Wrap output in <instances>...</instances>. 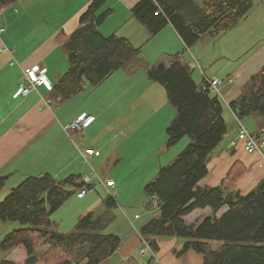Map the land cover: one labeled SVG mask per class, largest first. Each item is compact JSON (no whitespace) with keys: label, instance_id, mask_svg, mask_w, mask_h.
I'll return each mask as SVG.
<instances>
[{"label":"trees","instance_id":"obj_1","mask_svg":"<svg viewBox=\"0 0 264 264\" xmlns=\"http://www.w3.org/2000/svg\"><path fill=\"white\" fill-rule=\"evenodd\" d=\"M18 0H0V11ZM108 0H91L80 18L79 28L67 38L64 48L70 69L54 88L68 100L87 86L97 87L114 73L144 69L147 76L164 87L169 104L176 109L175 119L167 128L168 148L184 137L190 144L169 166L162 167L145 192L156 195L159 207L155 216L140 228V233L155 252L158 238L185 239L179 255L194 251L203 256V264H264V179L248 194L229 192L226 187L244 174L237 163L221 187L201 186L208 175V160L227 134L224 108L218 95L204 91L193 79L190 65L182 56H173L170 65L149 66L141 48L124 37L103 36L98 26L109 15L99 11ZM253 0H142L133 8V17L150 36L172 24L187 48L205 35L216 37L234 27L253 9ZM238 119L264 114V68L244 87L231 103ZM77 177L63 182L51 174L26 177L0 203V221L19 223L24 228L7 234L0 243L6 254L16 248L24 259L3 260L0 264H101L121 246V238L108 233L116 221L115 197L104 201L105 211L97 216L84 214L76 230L64 234L51 220L80 186ZM7 179L0 178V193ZM227 208L220 218L216 214ZM210 208L212 216L199 224H188L184 217L195 210ZM48 250L38 255V250ZM154 259H151V263ZM127 264H137L130 260Z\"/></svg>","mask_w":264,"mask_h":264},{"label":"crops","instance_id":"obj_2","mask_svg":"<svg viewBox=\"0 0 264 264\" xmlns=\"http://www.w3.org/2000/svg\"><path fill=\"white\" fill-rule=\"evenodd\" d=\"M140 1L142 0H108L98 13L99 15L105 12L109 13L98 26L100 33L105 37L116 34L127 38L135 47L141 48V51L154 42L151 47L152 56L146 57L145 51L144 54H141L149 66H156L161 63L169 66L173 56H182L184 62L190 65L193 79L201 87L205 78H209V76L196 59L200 56L196 52L188 53L191 48L186 47L172 24H168L157 35L150 36L147 28L133 17L132 10ZM90 2L91 0H18L0 11V28H5V32L0 35V46L3 50L5 49L0 53V178L7 179L5 186L7 190L18 186L28 176L46 173L51 174L59 182H63L71 176L77 177V182H80L92 172L93 165H107L108 160L104 158V148H98L93 138L88 139L89 130L100 119L105 108L86 105L89 95L88 89L68 100L63 99L54 91L60 78L70 69L64 43L79 28L80 18L87 10ZM197 2L203 6L204 0H197ZM206 36L201 39L208 38ZM250 42L246 40L242 44L241 50L234 54L242 60L237 67L232 70L216 71L215 73L218 75L213 76L223 81L220 87L221 95L218 96L222 104H225L223 108L226 106L223 116L228 125L227 132L228 127L237 128L238 117L232 111L231 103L240 96L248 82L264 68V39L258 42L252 39ZM197 47L195 46V51ZM207 61L211 62V60ZM192 63L196 64L194 71L191 68ZM35 66L46 69V79L52 86V90L40 86L27 96L16 97L25 71ZM198 68L199 74H197ZM118 72H122L124 77L121 75V79L123 82L124 78L128 79V86L118 94V101L120 102L126 91L130 92L138 88V97L133 101L134 109L137 112L143 108L144 104L146 105L142 115L152 123L146 132L149 135L152 134L156 139L153 150H157L162 158L168 156L171 152L170 149L175 146L168 148L166 131L175 119L177 111L167 103L164 87L151 80L147 76L146 70L141 69L131 73L119 70L99 86L92 88H100L103 84L112 82L110 80ZM140 73L141 75H139ZM212 94L214 95V93ZM46 100L51 101L52 104L48 105ZM114 103L115 101H112L110 106ZM228 112L233 116L235 122L232 123L228 120ZM83 114L94 117L95 121L84 133H77L71 129V125ZM260 130V132L253 134L261 135L264 133V127ZM238 134L236 135L238 136ZM236 138L230 142H222L213 151L208 160L209 173L200 182V185L203 183L201 186H223L227 176L237 163L242 165L244 174L240 179L226 187L229 192L239 191L245 194L243 190L245 187L248 191V187L253 181L256 185L264 179V167L259 164L261 159L264 160L263 155L257 153L249 157L245 153L238 154L237 149L243 141L238 145L239 141ZM235 140L237 146L232 148L231 144ZM88 148H94L97 154L89 157L88 162H85L79 149ZM175 160L169 161L168 164H172ZM96 180H94L93 191L98 193L99 187L95 184ZM109 180L115 181L112 177L107 179V181ZM104 183L106 182L102 180L99 184L105 186ZM112 190L109 191L108 189L110 195H112ZM93 191L88 192L89 194L87 193L83 198L77 197V200H84L89 206L83 205L85 208L81 209L82 216L88 212L102 209V207L104 209L101 210V214L105 211V200L98 199ZM3 192L0 193V203L6 197ZM227 210L226 207L222 208L216 216L220 218ZM212 214L210 208L198 209L184 217V221L188 224H199ZM136 216H139V219H136ZM140 220L141 216L138 214L132 219H127L128 227H125L121 234H116L121 238V246L101 264H127L130 260L137 264H145L149 260L147 264H151V257L146 259L141 257L140 251L145 239L140 233L142 226L137 227L135 225V221ZM1 224L6 223L0 221V228H3ZM8 231L4 230L0 237V243L14 229ZM158 244L161 252H155L158 264H203V256L194 251H187L183 255L178 254L185 244V239L158 238ZM165 244H169V252L165 251L167 257L162 255ZM48 248V245L43 246L41 251L37 252L38 255L45 253ZM2 257L4 256H0V262ZM5 257L4 260L12 261L24 259L25 255L23 250L18 247L6 253ZM86 262L83 260L78 264H86Z\"/></svg>","mask_w":264,"mask_h":264},{"label":"rangeland","instance_id":"obj_3","mask_svg":"<svg viewBox=\"0 0 264 264\" xmlns=\"http://www.w3.org/2000/svg\"><path fill=\"white\" fill-rule=\"evenodd\" d=\"M253 2V9L242 19L240 24L234 26V28L232 27V30L230 29L229 32L220 34L216 37L207 35L206 37L208 38H204V40H202V38L197 43L199 44L198 47L196 44L190 49V52H188L190 54L196 52L200 56V58L196 57V59L209 78L218 75V73H215L216 71L222 69L232 70L241 63V58L234 54H237V52L241 50V46L246 40L250 42L252 39H255L258 42L264 39V0H253ZM153 43L154 42L147 46L145 50H142V54H144L145 51L146 57L152 56L151 47ZM195 46L197 47L196 51ZM207 60H211V62ZM199 71L198 68L197 74L200 73ZM121 73L122 72H118L115 74L110 80L112 82L103 84L100 88L93 89L90 85L86 88L89 93L86 105L96 106L102 109L105 108L100 119L94 123L89 130L88 139L93 138L98 148H104V158L108 160L107 165H93L90 174L96 173L98 175L95 184L99 188L98 193L93 190H90L89 193L93 191L98 199L104 200L109 196L115 197L117 207L114 212L117 218L115 223L108 230V233L115 235L121 234L123 232L122 230L128 227L127 219H132L137 214L141 216L140 221H135L137 227L144 225L155 216L157 210H152L147 205L148 198L145 194V186L157 176L162 167L169 166L168 162L175 160L191 141V139L186 136L180 144L170 149L171 152L168 156L163 158L159 156L160 153H158L157 150H153L156 139L152 134L149 135L148 132H146L148 126L152 125V123L146 120L142 115L143 108H145L146 105L144 104L143 108L137 112L133 106V101L138 97V88L130 92L126 91V94L120 99V102L118 101V94L128 86V79L124 78L125 80L123 82ZM139 75H141V73ZM112 101H115V103L110 106ZM143 103L145 102L143 101ZM167 103H169L168 100ZM224 108L226 109V106ZM227 118L230 122H235L230 112H228ZM239 121L248 133H257L264 127V114L257 113L241 120L238 119L237 128L228 127L224 142L222 141L223 143L230 142L233 138H238L236 134H238V128L240 126ZM125 132L127 133L126 135ZM124 135L125 138L123 137ZM260 136L264 138V133ZM240 142L241 141L238 142V145ZM245 147V143L242 142L237 149L238 154L245 153L249 157L257 154H248L245 151ZM259 164L264 167V160L261 159ZM109 177H112L116 181V187L113 188V190L110 189L112 190V195H110V192L105 186L99 184L102 180L107 182ZM254 182L255 181L250 184L248 191H246L247 187L243 189L245 194H248L258 186V183L254 185ZM201 185H203V183H201ZM12 188H10V190L4 188L3 193L6 194V197L10 194ZM83 205L88 206L84 200H77V196L74 194L58 211L52 214L51 220L57 223L59 232L68 234L76 230L80 217L82 216L81 209L85 208ZM102 209H104V207H102ZM102 209L93 212L98 216L101 214ZM1 225H3V228H0V237L3 235L5 229L10 232V230L13 229L19 230L24 228V226L19 223L9 222ZM38 251L40 252L41 248ZM165 251L169 252V244H165L162 251V255L167 257ZM0 256H4L1 258V261L6 258V254L1 249ZM137 257L138 255L136 258ZM148 261L149 260H147V262ZM147 262H145V264H147Z\"/></svg>","mask_w":264,"mask_h":264},{"label":"built area","instance_id":"obj_4","mask_svg":"<svg viewBox=\"0 0 264 264\" xmlns=\"http://www.w3.org/2000/svg\"><path fill=\"white\" fill-rule=\"evenodd\" d=\"M5 32V28H0V35ZM7 50V49H6ZM5 51L0 46V53ZM223 84V81L220 80L217 77L213 78H205V81L203 83V90L204 91H210L214 94L221 95L220 87ZM40 86H45L52 90V86L49 84V82L46 79V69L43 67L35 66L31 69H28L25 71L24 79L20 84L19 90L16 93V97H22L27 96L30 92L33 90H36ZM46 103L48 105H51L52 102L46 100ZM95 121V118L83 114L79 116L71 125V129L73 131H76L77 133H84V131L90 127ZM238 141H243L246 145V151L249 154L254 153H261L264 157V138H262L260 135L248 133L247 130L240 125L239 127V134H238ZM237 146V141L235 140L231 147L235 148ZM80 154L85 162H88V158L91 156H94L97 154L96 150L94 148H88L85 150L79 149ZM98 179V175L95 174H89L85 176L80 182H77L78 186L80 188L77 191V197L83 198L87 195V193L90 190L94 189V180ZM106 184V185H105ZM106 188L113 189L115 187V181L109 180L106 183H104ZM151 205L148 207L152 210H157L159 207V200L156 195H152L150 198ZM136 219H139V216H136ZM141 257L146 259L151 257L150 259H154L155 261L151 264H158L155 251L153 250L152 246L149 242L143 241V248L140 251Z\"/></svg>","mask_w":264,"mask_h":264},{"label":"water","instance_id":"obj_5","mask_svg":"<svg viewBox=\"0 0 264 264\" xmlns=\"http://www.w3.org/2000/svg\"><path fill=\"white\" fill-rule=\"evenodd\" d=\"M195 65H196L195 63H192V64H191L192 71H194V69H195ZM147 205H148V206L151 205V201H150V199H148Z\"/></svg>","mask_w":264,"mask_h":264}]
</instances>
